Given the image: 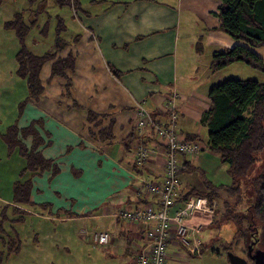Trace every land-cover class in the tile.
Returning a JSON list of instances; mask_svg holds the SVG:
<instances>
[{"label": "crops", "instance_id": "crops-1", "mask_svg": "<svg viewBox=\"0 0 264 264\" xmlns=\"http://www.w3.org/2000/svg\"><path fill=\"white\" fill-rule=\"evenodd\" d=\"M219 5L218 0H94L85 4L70 3L72 20L67 24L63 19L66 24L64 32H55L53 38H48L52 41L43 48V52L33 53L42 56L55 52L56 60L70 55L75 60L74 69L67 71L66 77L52 76L55 60L43 65L40 78L44 92L36 103L27 104L18 126L25 127L34 120L42 121L37 128L50 144L40 149L47 159H53L60 168L53 177L54 181L62 175L65 159L82 150L85 151L84 157L89 159L90 167H97L96 171H104L106 176L101 178L102 188L96 183L93 205L92 200L86 204L91 212H68L64 209L69 205L67 193L64 197L55 193L58 198L66 199V207L51 204L56 213L54 216H41L27 209L30 214L62 222H80L83 226L99 222L98 231L109 230L111 240L106 245L90 242L104 248L107 257L119 264H134V254L143 246L146 229L155 222L134 224L117 219L114 214L124 208L143 206L137 187L143 177L161 181L165 159L161 155L150 156L144 166L136 164L135 147L139 143L150 146L153 138V128L150 126L139 133L136 109L142 104L151 115L167 122L168 113L164 109L175 99L181 126L178 130L187 135L199 134L202 138L200 119L211 107L208 95L214 76L211 69L214 53L237 44L220 28L221 22L217 16ZM66 29L69 34H66ZM200 49L202 52H199ZM205 49L207 57H210L209 64L204 58ZM253 50L264 59V47ZM22 100L18 98L12 103L10 122L6 128L17 118L18 104ZM88 111L99 116L98 125L95 121H89ZM28 117L31 118L27 120ZM100 130L108 133V138L101 139ZM58 138L62 140L60 146L54 145ZM25 143L30 147L32 139ZM200 145V151L196 154L180 155V162L185 166L183 173L195 166L205 171L207 177L211 169L212 178L208 176L209 180L215 184L228 182V165H207L205 157L210 149L204 139ZM7 152L6 147L7 160H21L22 170L25 160L17 153L10 155ZM196 159H201V162L194 164ZM219 171H222L223 179H218L222 176ZM52 175L46 172L37 177L46 176L50 183ZM188 177L189 181L186 182L181 178L183 195L171 209L172 212L182 205L185 194L195 187L196 178L201 183V187L198 183L196 189H204L199 172L191 171ZM19 179L21 176L18 172L16 179L9 183L8 193L0 190L1 201L12 204L13 185ZM35 182L32 199L38 204L37 208L42 209L41 204H49L50 201L43 200L39 183L36 185ZM91 185L85 184V194ZM196 220V217L190 219L189 226L199 227ZM209 223L207 217L202 225L204 229ZM82 230L92 232L86 227H81ZM85 238L89 239L88 235ZM177 242L174 239L170 241L166 264L171 257L178 258L181 252L195 256L189 248Z\"/></svg>", "mask_w": 264, "mask_h": 264}, {"label": "trees", "instance_id": "trees-1", "mask_svg": "<svg viewBox=\"0 0 264 264\" xmlns=\"http://www.w3.org/2000/svg\"><path fill=\"white\" fill-rule=\"evenodd\" d=\"M218 1L220 28L237 41V44L214 53L211 69L217 72L235 62H244L264 73V59L253 50L264 47V0ZM8 25L18 28L21 34L17 73L27 81V96L18 104L17 118L0 133V139L9 154L17 153L25 160V167L19 171L21 179L16 180L13 185L12 204L0 201V240L11 253L20 250L21 240L18 235L8 231V224L23 222L25 215L30 214L27 209L34 210L38 206L32 200L33 178L46 172H51L54 177L60 171L53 159H47L40 149L50 144L37 128L42 121L34 120L25 127H19L18 122L27 104L36 103L44 92L40 78L43 65L55 60L52 64V76L66 77V72L74 69L75 60L70 55L56 60L55 52L42 56L34 54L25 46L28 27L21 17H16ZM208 97L211 107L202 115L200 125L208 129L205 143L210 151L218 156L221 163L228 165L229 181L215 184L205 176V171L193 166L191 171L199 172L203 178L204 189L196 192L192 188L193 194L191 191L186 193L184 199L196 194L207 197L210 204L220 200V208L215 209L214 215L208 216V226L219 228L223 223L232 221L237 232L234 239H242L248 249L255 241L257 248L264 251V81L229 78L213 86ZM164 110L168 113L169 121L162 122L156 115L152 116L155 121L169 126L173 122V112L168 107ZM177 110L175 122L179 125L178 129H181ZM98 117L88 111L89 121H95L97 125L100 122ZM177 133L185 141H203L199 134L187 135L182 130ZM99 134L101 139L108 138L105 131L100 130ZM29 138L32 139L30 147L25 143ZM182 195L179 194L172 208L180 202ZM41 206L43 210L52 208L50 203ZM199 226L202 229L203 226ZM217 239L215 237L213 241ZM232 244L229 243L225 249L230 251ZM209 247L210 245L200 241V254ZM1 261L2 257L0 263Z\"/></svg>", "mask_w": 264, "mask_h": 264}, {"label": "rangeland", "instance_id": "rangeland-1", "mask_svg": "<svg viewBox=\"0 0 264 264\" xmlns=\"http://www.w3.org/2000/svg\"><path fill=\"white\" fill-rule=\"evenodd\" d=\"M92 1L94 0H0L1 132L6 129V126L9 124L8 122H10L12 103L18 98L24 100L27 96V81L17 73V53L21 49V34L18 32V28L11 27L8 23L14 21L16 17H21L25 26L28 27L25 46L34 53L43 52V48L52 41L48 38H53L55 32H58V34L64 32L66 24L63 19L67 24L72 20L69 3L85 4ZM66 32V34H69L67 29ZM199 52H202V49ZM204 54V58L205 60L207 58L209 64L210 57H207V49H205ZM213 74L212 87L229 78L242 80L253 78L264 81L263 72L244 62H235L222 70L213 72ZM24 117L26 120V114ZM30 118L28 117L27 120ZM196 126L198 129L200 128L199 125ZM200 134L204 140H207L208 129L202 126ZM1 143L4 144V142L0 141V164H2L0 167V190L6 194L9 191V183L13 182V178L16 179L22 165L19 158L6 159V145ZM61 144V139L54 141V145L60 146ZM84 152L83 150L77 151L70 158L65 159L63 173L59 177L60 185L57 182L59 178L54 181L53 176L50 183H48L46 176L33 179V183L35 181L36 185L39 183L40 194H42L44 201L49 200L50 204L54 206L57 204L56 206L64 208L66 207V199L58 198L55 196V193H59L62 197L67 193L69 205L64 209L74 213H77V210L84 213L91 212V209H88L86 204L92 200L93 205L97 192L96 183L98 182L100 188H102L104 185L101 183V178L106 175L104 171H96L97 167H90L89 159L84 157ZM208 153L205 157L207 165H220L221 162L218 156L211 151ZM195 161L194 164H199L201 159H196ZM219 172L222 176L218 179H223L222 171ZM15 173L16 175L14 176ZM189 174H191V170H187L182 174L181 178L183 182L189 181ZM208 176L212 178L211 169L207 173V178H209ZM195 183V187L193 188L196 189L198 183L201 187V183L197 178ZM85 184H89V186L92 184L91 189H87L86 194ZM191 187L192 182L190 184ZM192 191L193 189L191 193ZM32 200L36 203L35 199ZM220 206L221 201L218 200L216 210ZM53 210L52 208L51 210L34 208V211L38 212L37 214L41 216H54L56 213ZM196 218H198L196 226L204 225L207 219V217L202 216L200 213L197 214ZM8 225V231L12 232L13 235H18L20 238L21 248L19 251L9 253L6 245L0 240V258L2 257L0 264H119L112 258L107 257L104 248L91 243L90 239L85 238L86 235L82 234L81 227H86L89 231L98 230L100 228L97 227L100 225L99 222L83 226L80 222H62L27 214L23 222L16 224L9 223ZM204 227L199 232V228L197 227V231H194V238H198L199 241L210 245V247L201 252V254H195V256H191L188 253L186 255L184 252H181L178 258L171 257L168 260V264H230L227 256L228 250L225 249L229 243H233L230 251L247 259L248 247H246L242 239H234L237 232L236 226L232 221L223 223L219 228L207 226L204 229ZM215 237L218 239L213 241ZM1 253L3 256H1ZM250 263L252 264V262Z\"/></svg>", "mask_w": 264, "mask_h": 264}, {"label": "built area", "instance_id": "built-area-1", "mask_svg": "<svg viewBox=\"0 0 264 264\" xmlns=\"http://www.w3.org/2000/svg\"><path fill=\"white\" fill-rule=\"evenodd\" d=\"M167 107L173 112V122L169 126L155 121L142 104L136 109V126L139 133L146 127L153 128L150 146L139 143L134 149L136 164L144 166L150 156L161 155L165 159L162 180L151 181L143 177L141 184L137 187L143 206L137 209L124 208L114 214L115 218L134 224L155 222L146 229L143 246L134 254V264H166L168 245L172 239L189 248L193 253L200 254V241L194 238L197 227H190L188 221L198 213L204 217H210L214 215L216 209V202L210 204L205 196L191 195L183 199L179 208L171 211L182 188L181 172L185 166L180 162V155H194L200 151L201 145L200 142L185 141L177 133L179 125L175 122L177 117L175 99L171 100ZM198 228L199 232L201 226ZM82 234L88 235L89 239L97 245L108 244L112 237L109 230L92 232L82 230Z\"/></svg>", "mask_w": 264, "mask_h": 264}, {"label": "water", "instance_id": "water-1", "mask_svg": "<svg viewBox=\"0 0 264 264\" xmlns=\"http://www.w3.org/2000/svg\"><path fill=\"white\" fill-rule=\"evenodd\" d=\"M249 252L251 254V249H249ZM227 256L230 264H250L246 258L241 257L232 251H228ZM250 259L253 261V264H264V251H257L255 256H252L251 254Z\"/></svg>", "mask_w": 264, "mask_h": 264}, {"label": "flooded vegetation", "instance_id": "flooded-vegetation-1", "mask_svg": "<svg viewBox=\"0 0 264 264\" xmlns=\"http://www.w3.org/2000/svg\"><path fill=\"white\" fill-rule=\"evenodd\" d=\"M249 249H251V254H252V256H255V255H256V252L260 250V249H258L257 246L255 245V241L253 242L252 245L249 246ZM249 249H248V257H247V260L249 261V263L252 262V264H253V261L250 259L251 254H250V252H249ZM250 264H251V263H250Z\"/></svg>", "mask_w": 264, "mask_h": 264}]
</instances>
